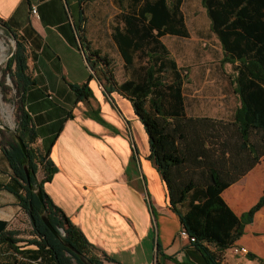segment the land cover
I'll use <instances>...</instances> for the list:
<instances>
[{"label": "trees", "instance_id": "obj_1", "mask_svg": "<svg viewBox=\"0 0 264 264\" xmlns=\"http://www.w3.org/2000/svg\"><path fill=\"white\" fill-rule=\"evenodd\" d=\"M113 1L120 14L111 37L129 78L117 82L109 59L77 34L85 61L92 72L100 71L106 95L117 92L131 102L148 138V159L165 184L170 210L179 218L181 229L195 239L191 245L200 252L203 263L220 264L222 253L235 245L264 206V187L257 203L239 217L221 197L264 156V0H201L209 30L222 52L221 64L237 63L233 83L240 106L233 123L188 117L184 112L182 87L188 83V72L178 67L161 42L166 35L187 37L182 0ZM85 3L78 0L83 22ZM0 22L15 39V51L6 64L8 69L13 67L22 95L33 84L27 74L25 50L7 24ZM70 87L77 102L91 96L87 84ZM16 125L27 146L29 171L43 173L38 182L43 204L36 196L32 174L29 182L26 179V160L20 148L15 142L0 143L12 172L11 186L4 188L17 198L21 211L28 216L33 236L25 246H19L16 232H1L0 264H83L43 224L40 216L45 211L52 227L87 262H112L103 253L98 256L45 193L43 185L57 169L49 150L40 153L31 147L36 135L22 104ZM247 258L255 260L253 255Z\"/></svg>", "mask_w": 264, "mask_h": 264}, {"label": "crops", "instance_id": "obj_2", "mask_svg": "<svg viewBox=\"0 0 264 264\" xmlns=\"http://www.w3.org/2000/svg\"><path fill=\"white\" fill-rule=\"evenodd\" d=\"M85 6L83 22L78 0H0V20L23 45L33 81L20 94V102L36 135L34 149L49 150L57 169L43 189L98 256L103 253L114 261L104 264H204L200 252L179 236V218L170 210L165 184L148 159V138L131 102L117 92L106 95L85 61L77 34L91 47L95 40ZM236 66L226 64L224 92L212 85L184 84L186 116L233 123L240 106L233 83ZM82 84L88 85L91 96L77 102L70 86ZM197 101L215 106L199 113L204 109ZM42 178L38 170V181ZM11 181L0 144V221L6 223L21 213L17 198L4 188ZM263 187L264 156L221 197L239 217L257 203ZM233 247L247 255H234L231 247L221 257L234 264H264V206Z\"/></svg>", "mask_w": 264, "mask_h": 264}, {"label": "rangeland", "instance_id": "obj_3", "mask_svg": "<svg viewBox=\"0 0 264 264\" xmlns=\"http://www.w3.org/2000/svg\"><path fill=\"white\" fill-rule=\"evenodd\" d=\"M85 8L88 13L90 32L95 38L92 48L109 59L113 76L117 82L121 83L127 80L129 70L126 69L120 55L116 52L109 35L112 26L119 21L120 10L113 0H86ZM181 12L187 37L168 35L161 40L178 67L188 72L189 79L185 85L207 84L224 92L227 85V67L226 64H221L222 52L218 41L209 30V21L201 7V0H182ZM97 26L99 27L97 28ZM13 41L10 35L0 27V60L3 47L6 54L2 61L3 67L0 66V143L5 145L15 141L14 137L7 133L1 125L10 128L11 133H14L13 127L17 124L21 105L19 95L21 88L14 77L13 67L8 69L9 61H5L12 52ZM93 74L99 83L103 84L104 78L100 71L97 70ZM196 105L204 109L198 111L199 113H209L208 109L211 112L215 106L212 103L202 102L201 104V101H197ZM222 118L225 119V113L222 114ZM31 147L35 148V145L33 144ZM7 230L16 232L15 238L21 241L19 246H25V242L33 238L29 218L23 211L11 223H7ZM100 263L104 264V262Z\"/></svg>", "mask_w": 264, "mask_h": 264}, {"label": "water", "instance_id": "obj_4", "mask_svg": "<svg viewBox=\"0 0 264 264\" xmlns=\"http://www.w3.org/2000/svg\"><path fill=\"white\" fill-rule=\"evenodd\" d=\"M3 24L2 22H0V27H2ZM9 32V31H8ZM9 35L10 37L14 40L12 42V52L11 54L9 55V58L13 55L14 51H15V46H16V43H15V39L13 37V35L9 32ZM14 134H13V137H14V141L15 143L17 144V146L20 148L22 154L24 155L25 157V160H26V163L23 167L24 169V173H25V176H26V179L27 181L29 182V178H30V174H32V176L34 177L35 179V187H36V190H35V193H36V196L39 200L40 203L43 204V197H42V194H41V191L40 189L38 188V179H37V172H34L33 170H30L28 169V162H29V157H28V153H27V146H26V143L24 141V139L22 138L19 130H18V127L17 125H14ZM41 218V221L43 222V224L46 226V228L51 232V234L57 239L59 240L63 246L69 250V252L71 254H73L77 259H79L80 262H82L83 264H90L89 262H87L83 256H81L78 251H76L70 244L66 243L62 237L58 234V232L52 227V225L49 223L48 221V218H47V212L45 211L43 214H41L40 216ZM7 226V223L4 222V221H0V233L3 232L5 230Z\"/></svg>", "mask_w": 264, "mask_h": 264}, {"label": "built area", "instance_id": "obj_5", "mask_svg": "<svg viewBox=\"0 0 264 264\" xmlns=\"http://www.w3.org/2000/svg\"><path fill=\"white\" fill-rule=\"evenodd\" d=\"M31 14L33 16H36V10L34 8L31 9ZM179 236L182 239L188 240L190 243H194L195 242V239L193 237H190L188 235V233L185 230H183V229H181L179 231ZM231 252H232V254L238 255V256H241V255L242 256H245V255H247V251L246 250H244L242 248H238V247H232L231 248ZM220 264H234V263L229 262L228 260L225 259V257H221ZM244 264H249V262H246Z\"/></svg>", "mask_w": 264, "mask_h": 264}, {"label": "bare ground", "instance_id": "obj_6", "mask_svg": "<svg viewBox=\"0 0 264 264\" xmlns=\"http://www.w3.org/2000/svg\"><path fill=\"white\" fill-rule=\"evenodd\" d=\"M2 43V42H1ZM5 57H6V54H5V52H4V47L2 48V55H1V60H0V66H2V64H3V60L5 59ZM9 60V58H7L5 61H8ZM1 127L4 129V130H7V131H9L10 133H11V129L10 128H8V127H5V126H2L1 125ZM12 134H14V133H12Z\"/></svg>", "mask_w": 264, "mask_h": 264}]
</instances>
